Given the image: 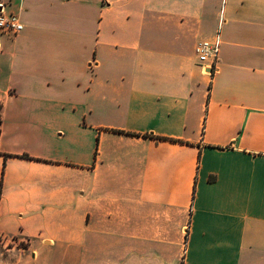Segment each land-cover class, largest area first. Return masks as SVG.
Segmentation results:
<instances>
[{
    "label": "crops",
    "instance_id": "obj_1",
    "mask_svg": "<svg viewBox=\"0 0 264 264\" xmlns=\"http://www.w3.org/2000/svg\"><path fill=\"white\" fill-rule=\"evenodd\" d=\"M0 3V264H264V0Z\"/></svg>",
    "mask_w": 264,
    "mask_h": 264
},
{
    "label": "built area",
    "instance_id": "obj_2",
    "mask_svg": "<svg viewBox=\"0 0 264 264\" xmlns=\"http://www.w3.org/2000/svg\"><path fill=\"white\" fill-rule=\"evenodd\" d=\"M23 27L19 17L14 13H6L4 4L0 3V32L16 34ZM221 39L218 31L211 39H203L195 44L194 51L198 62L205 73L216 70L219 61Z\"/></svg>",
    "mask_w": 264,
    "mask_h": 264
},
{
    "label": "rangeland",
    "instance_id": "obj_3",
    "mask_svg": "<svg viewBox=\"0 0 264 264\" xmlns=\"http://www.w3.org/2000/svg\"><path fill=\"white\" fill-rule=\"evenodd\" d=\"M202 73H205V72H202Z\"/></svg>",
    "mask_w": 264,
    "mask_h": 264
}]
</instances>
